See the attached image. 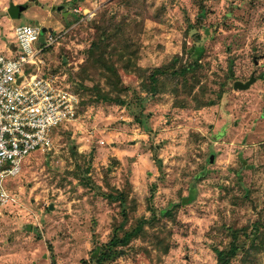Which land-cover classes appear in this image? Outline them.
I'll list each match as a JSON object with an SVG mask.
<instances>
[{
    "label": "rangeland",
    "instance_id": "1",
    "mask_svg": "<svg viewBox=\"0 0 264 264\" xmlns=\"http://www.w3.org/2000/svg\"><path fill=\"white\" fill-rule=\"evenodd\" d=\"M15 4L24 5L19 16ZM205 5L207 54L186 88L180 83L173 92L169 84L144 107H129L100 97L95 84L117 92L90 68L77 120L57 126L53 148L33 151L6 179L0 264H53V255L57 264H85L115 226L128 229L153 209L158 215L146 232L120 247L112 264H217L214 246L229 243V226L251 228L263 213L264 0ZM198 9L199 0H0V48L8 54L18 45L13 25L41 24L45 36L59 30L63 36L41 54L42 67L73 83L98 25L111 18L134 50L130 61L114 59L132 86L119 94L132 101L146 94L143 69L169 62L183 54L185 40L192 43L186 18L195 21ZM252 74L250 87H234ZM243 242L231 264H264V245Z\"/></svg>",
    "mask_w": 264,
    "mask_h": 264
},
{
    "label": "built area",
    "instance_id": "2",
    "mask_svg": "<svg viewBox=\"0 0 264 264\" xmlns=\"http://www.w3.org/2000/svg\"><path fill=\"white\" fill-rule=\"evenodd\" d=\"M12 30L18 45L7 48L8 54L0 48V208L10 200L7 177L16 175L33 151L51 150L54 129L76 121L81 104L66 74L55 75L43 68L47 64L41 54L64 33H44V46L35 48L41 24L20 23ZM28 64L35 65L36 71L26 73Z\"/></svg>",
    "mask_w": 264,
    "mask_h": 264
},
{
    "label": "trees",
    "instance_id": "3",
    "mask_svg": "<svg viewBox=\"0 0 264 264\" xmlns=\"http://www.w3.org/2000/svg\"><path fill=\"white\" fill-rule=\"evenodd\" d=\"M205 2L206 0H199V9L195 21H192L190 17L186 18L188 26L186 36L190 37L192 43L189 45L186 40L184 41L183 54L177 53L169 62L156 66H148L143 69L142 84L146 93L145 95L142 93L135 94L131 101L122 98L119 94L122 91L131 89L132 86L124 83L119 72V66L114 62V59L116 56L119 59L127 56V59L130 61L129 56L134 54V50L131 49L129 42L126 41V43H124L123 38L119 37L121 32H123L122 24L112 21L111 18H105L104 24L98 25L97 34L92 39L86 51V59L79 72V80H73L72 83V81L67 78L70 80L72 88L80 95L79 90L84 89V79H86V75H88L90 68L100 69L107 83L111 85V90L116 91L117 94L113 96L109 90L103 92L99 84L93 85V90L104 99L108 100L114 98L129 107L133 106L132 102L144 107L145 100L150 101L154 99V97L160 94L164 89H167V85L169 84H171L173 92L178 89L180 83L184 84L186 88L190 83V79L192 77L194 78L197 71L201 68L202 60L207 54L206 39L210 36V30L204 22L208 12ZM229 14H231V12ZM13 16L15 15L13 14ZM112 39L116 40L112 43ZM184 55L187 56L185 60ZM133 90L137 93V90ZM209 103L214 104L216 102L212 99ZM121 195H123L122 192ZM111 196L110 194V197ZM123 210L124 213H126L125 207ZM167 211L168 210L162 211L159 215L164 213L169 214L170 211ZM157 215V212L153 209L151 218L141 217L128 229H124L123 226H115L111 238L101 246L95 247L90 259L85 261V264H112L113 261L122 254L120 247L127 246L135 237L144 234L146 232V223L152 220V218H156ZM229 228V243L224 247L214 246L217 264H231L244 249L243 245H245L246 242L243 241L245 240L250 239L251 245L255 248L264 245V211L259 218L251 224V228L248 225L240 227L229 226ZM50 248H52V246ZM246 255L250 256V253H246ZM52 262L53 264H57L54 255Z\"/></svg>",
    "mask_w": 264,
    "mask_h": 264
},
{
    "label": "water",
    "instance_id": "4",
    "mask_svg": "<svg viewBox=\"0 0 264 264\" xmlns=\"http://www.w3.org/2000/svg\"><path fill=\"white\" fill-rule=\"evenodd\" d=\"M63 5H56L53 6V9L55 10H62L63 9ZM22 8H24V5H20V4H15L13 5V14L15 16H19L20 12L22 11ZM69 14V11L65 12V15ZM47 30L46 26L42 27L41 30V36H40V41L43 42L44 41V33ZM256 79L255 74H252V76L250 77L249 80L247 81H242V80H236L234 82V87L235 88H241V89H245L250 87V85L253 83V81ZM51 208H53V204L50 205Z\"/></svg>",
    "mask_w": 264,
    "mask_h": 264
}]
</instances>
